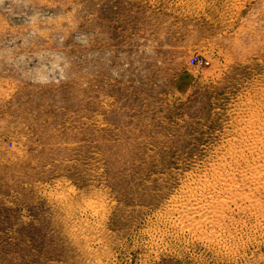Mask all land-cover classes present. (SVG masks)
Returning <instances> with one entry per match:
<instances>
[{"label":"rangeland","instance_id":"rangeland-1","mask_svg":"<svg viewBox=\"0 0 264 264\" xmlns=\"http://www.w3.org/2000/svg\"><path fill=\"white\" fill-rule=\"evenodd\" d=\"M0 264H264V0H0Z\"/></svg>","mask_w":264,"mask_h":264}]
</instances>
